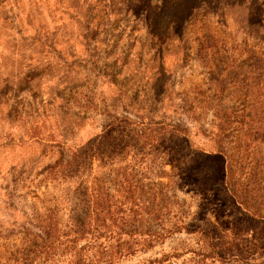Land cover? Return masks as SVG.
I'll use <instances>...</instances> for the list:
<instances>
[{"label": "rangeland", "instance_id": "rangeland-1", "mask_svg": "<svg viewBox=\"0 0 264 264\" xmlns=\"http://www.w3.org/2000/svg\"><path fill=\"white\" fill-rule=\"evenodd\" d=\"M114 119L150 144L99 139ZM123 174L182 229L99 264H264V0H0V264H67L37 261L39 219Z\"/></svg>", "mask_w": 264, "mask_h": 264}, {"label": "trees", "instance_id": "trees-1", "mask_svg": "<svg viewBox=\"0 0 264 264\" xmlns=\"http://www.w3.org/2000/svg\"><path fill=\"white\" fill-rule=\"evenodd\" d=\"M122 126V131L113 132ZM125 120L114 119L107 125L104 131H101L99 139H112L111 134H115L114 139L118 138L121 144L128 145L129 140H135L137 143H146L148 138L143 135L141 130L127 129ZM140 132V133H137ZM176 130L172 133L176 134ZM131 135V137H129ZM97 140L95 137L92 141ZM154 139L151 140L153 143ZM158 140V139H157ZM150 144V143H146ZM58 162L57 170L51 172L58 183L67 184L70 180H78L76 172L84 168V164L88 160L101 158L94 150H86L84 147L75 150L74 154L63 157ZM211 154H204L209 157ZM100 160V159H99ZM56 167V166H55ZM54 169V168H53ZM112 171V170H111ZM131 171V170H130ZM116 180H99L98 177H91L89 181L82 184L84 191H80L83 196L84 207L81 210V216L70 217L66 224L59 225L56 218L59 212L51 210V219L55 223L48 224L39 219L36 238L32 240L31 247L34 250L37 261H41V256L46 255V261L50 257L54 259L57 255L64 256L67 264H99L98 257L112 256L113 254L124 251H130L131 247L128 242H152L154 240L165 239L175 231L179 232L182 227L176 226V215L170 216V211L165 212L151 206H139L136 203H150L147 196L134 195L131 189H138L140 183L133 178L126 177ZM118 177V175L116 176ZM127 183L125 199L131 206L113 207L112 204L121 203L115 193L116 186H120L121 182ZM79 185L81 181H78ZM107 182L109 187H103V183ZM80 186V187H81ZM152 199L151 201H154ZM50 209L47 211L49 212ZM46 211V212H47ZM119 220L121 223H118ZM100 239L105 240L99 243ZM114 240L116 245L112 246L110 240ZM108 241V242H107ZM82 242L84 244L80 245ZM113 242V241H112ZM122 247V248H121ZM121 248V250H120ZM101 255V256H100ZM98 260V261H97Z\"/></svg>", "mask_w": 264, "mask_h": 264}]
</instances>
